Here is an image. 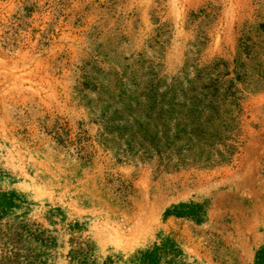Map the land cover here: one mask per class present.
Masks as SVG:
<instances>
[{"label":"rangeland","instance_id":"rangeland-1","mask_svg":"<svg viewBox=\"0 0 264 264\" xmlns=\"http://www.w3.org/2000/svg\"><path fill=\"white\" fill-rule=\"evenodd\" d=\"M203 68L241 95L228 162L101 144L89 99L109 76ZM0 191V264H70L82 241L93 264L162 242L160 264H264V0H0Z\"/></svg>","mask_w":264,"mask_h":264},{"label":"trees","instance_id":"trees-1","mask_svg":"<svg viewBox=\"0 0 264 264\" xmlns=\"http://www.w3.org/2000/svg\"><path fill=\"white\" fill-rule=\"evenodd\" d=\"M211 68L195 69L168 83L149 70L109 76L116 87L98 89L89 99L101 144L118 159L155 160L165 169L228 162L234 153L231 135L241 95L233 87V78L223 79ZM16 196L13 191H0V217ZM168 213L165 210L163 216ZM31 237L38 235L31 233ZM165 247V242L153 243L121 264H160ZM67 256L70 264H93L91 248L84 241ZM115 262L107 256L100 264ZM26 264L34 262L26 259Z\"/></svg>","mask_w":264,"mask_h":264},{"label":"bare ground","instance_id":"bare-ground-1","mask_svg":"<svg viewBox=\"0 0 264 264\" xmlns=\"http://www.w3.org/2000/svg\"><path fill=\"white\" fill-rule=\"evenodd\" d=\"M256 207H257V206H256ZM258 209H259L260 211L264 210V200H263V201H260L259 206H258ZM263 220H264V219H263Z\"/></svg>","mask_w":264,"mask_h":264}]
</instances>
